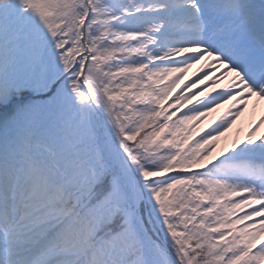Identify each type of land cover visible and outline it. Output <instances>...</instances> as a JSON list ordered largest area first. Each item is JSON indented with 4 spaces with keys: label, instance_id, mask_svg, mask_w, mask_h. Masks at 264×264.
<instances>
[{
    "label": "snow or ice",
    "instance_id": "6c2138e0",
    "mask_svg": "<svg viewBox=\"0 0 264 264\" xmlns=\"http://www.w3.org/2000/svg\"><path fill=\"white\" fill-rule=\"evenodd\" d=\"M250 101L264 0H0V264H262Z\"/></svg>",
    "mask_w": 264,
    "mask_h": 264
},
{
    "label": "rangeland",
    "instance_id": "374dc122",
    "mask_svg": "<svg viewBox=\"0 0 264 264\" xmlns=\"http://www.w3.org/2000/svg\"><path fill=\"white\" fill-rule=\"evenodd\" d=\"M200 66H193L192 68H189L188 69V71L185 73V76L188 74V76L187 77H194V73L195 74H197V75H199V72H198V68H199ZM251 102V101H250ZM250 104V103H249ZM264 103H261V102H259V105L260 106H262ZM252 105L254 106V104L252 103ZM248 107H249V105H248ZM254 107H256V106H254ZM263 107H264V105H263ZM259 109H260V107H259ZM247 111H248V108H247V110L245 111V113L240 117V118H238L237 119V121H241L242 120V118L247 114ZM261 130H264V126H262V129ZM241 136L243 135V133L242 134H240ZM230 140V137L229 136H225L224 138H220V142H221V144H224L225 142H230L229 141Z\"/></svg>",
    "mask_w": 264,
    "mask_h": 264
},
{
    "label": "trees",
    "instance_id": "16d2710c",
    "mask_svg": "<svg viewBox=\"0 0 264 264\" xmlns=\"http://www.w3.org/2000/svg\"><path fill=\"white\" fill-rule=\"evenodd\" d=\"M193 79H195V76L192 77ZM252 119V117H250V115H247L246 117H244L240 122H236L232 129H230L225 135L229 136L230 137V140L231 141L232 139H235L234 138V135H235V131L237 130L238 127H240L239 125L240 124H246L249 122V120ZM224 137V136H223Z\"/></svg>",
    "mask_w": 264,
    "mask_h": 264
}]
</instances>
